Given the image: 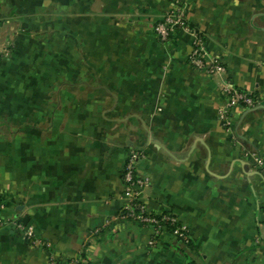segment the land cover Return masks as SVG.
<instances>
[{"label":"crops","instance_id":"0c3cea01","mask_svg":"<svg viewBox=\"0 0 264 264\" xmlns=\"http://www.w3.org/2000/svg\"><path fill=\"white\" fill-rule=\"evenodd\" d=\"M223 77L167 42V0H0V202L42 245L0 228V264H264V0H183ZM224 81L253 96L221 127ZM140 151V196L189 237L118 218ZM153 242V245L149 243Z\"/></svg>","mask_w":264,"mask_h":264},{"label":"built area","instance_id":"2783aa9c","mask_svg":"<svg viewBox=\"0 0 264 264\" xmlns=\"http://www.w3.org/2000/svg\"><path fill=\"white\" fill-rule=\"evenodd\" d=\"M169 7L164 15L154 24L153 31L157 39L164 43L170 36L178 31H190L193 36L192 47L187 57V62L193 69L203 72L207 76L223 77L226 69L216 58L206 56V48L203 38L195 30L189 28L186 22V14L183 0H167ZM221 93L225 102L217 110V119L224 129L233 126V112L236 109L252 108L255 105L251 94L238 90L230 82L224 81L221 85ZM247 157L252 160L256 168H263V161L254 153H247ZM144 159V154L140 151H130L122 168L121 182L123 184L124 195L118 218L123 221L138 223L151 229L154 236H159L163 232H169L176 240L183 245L189 244V237L186 229L180 225L172 214H150L140 196L144 181L136 173L137 162ZM4 207L0 204V228L11 227L23 233L31 245H42L41 239L34 235L31 227L23 225L17 220H9L2 216ZM264 225V222H263ZM169 227L172 230H169ZM153 245V242L149 243ZM77 260L67 262H51V264H77Z\"/></svg>","mask_w":264,"mask_h":264},{"label":"trees","instance_id":"16d2710c","mask_svg":"<svg viewBox=\"0 0 264 264\" xmlns=\"http://www.w3.org/2000/svg\"><path fill=\"white\" fill-rule=\"evenodd\" d=\"M0 204H1V202H0ZM170 229L172 230V228H171V227H169V230H170Z\"/></svg>","mask_w":264,"mask_h":264}]
</instances>
